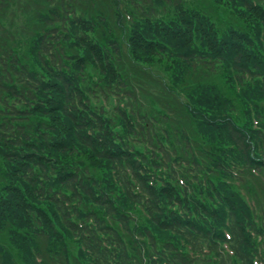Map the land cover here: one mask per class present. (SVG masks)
I'll use <instances>...</instances> for the list:
<instances>
[{"label": "trees", "instance_id": "trees-1", "mask_svg": "<svg viewBox=\"0 0 264 264\" xmlns=\"http://www.w3.org/2000/svg\"><path fill=\"white\" fill-rule=\"evenodd\" d=\"M205 2L0 0V264H264V0Z\"/></svg>", "mask_w": 264, "mask_h": 264}, {"label": "rangeland", "instance_id": "rangeland-1", "mask_svg": "<svg viewBox=\"0 0 264 264\" xmlns=\"http://www.w3.org/2000/svg\"><path fill=\"white\" fill-rule=\"evenodd\" d=\"M185 2H187L190 6L192 7H198V0H184ZM201 6V5H200ZM205 6H208V9L209 11L215 15L216 13L220 16H222V12H217L215 9H216V4L214 2V0H210V1H207L205 2V5H202L201 7H205ZM227 8L228 11H230V9L227 7V6H218V8ZM35 9H33L34 11ZM160 17H165L164 14H161ZM216 20H217V17H216ZM219 22V21H217ZM160 74H165L164 70H163V65H160ZM90 75H92L90 73ZM92 82V81H91ZM112 98L110 100H107L105 101L104 99H100L99 100V105H101L104 101V104L108 105L109 107H114L116 104H117V97H113L111 96ZM147 100H143L142 102V107H141V112L142 113H147L149 112L150 110L154 111V110H157L158 109V106H157V103H155V101L153 100V98H150V97H146ZM110 103V104H109Z\"/></svg>", "mask_w": 264, "mask_h": 264}]
</instances>
